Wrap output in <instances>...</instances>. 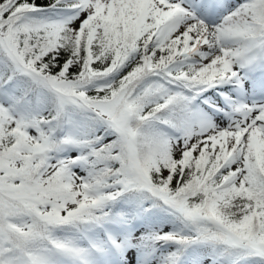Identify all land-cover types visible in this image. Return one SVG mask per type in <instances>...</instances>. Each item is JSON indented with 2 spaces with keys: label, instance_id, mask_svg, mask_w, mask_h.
<instances>
[{
  "label": "snow or ice",
  "instance_id": "obj_1",
  "mask_svg": "<svg viewBox=\"0 0 264 264\" xmlns=\"http://www.w3.org/2000/svg\"><path fill=\"white\" fill-rule=\"evenodd\" d=\"M0 264H264V0H0Z\"/></svg>",
  "mask_w": 264,
  "mask_h": 264
}]
</instances>
